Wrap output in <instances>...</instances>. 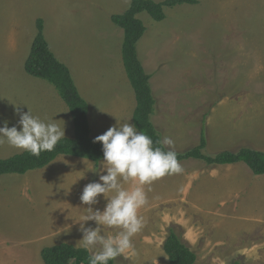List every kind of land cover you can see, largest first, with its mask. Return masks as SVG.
Listing matches in <instances>:
<instances>
[{
    "label": "rangeland",
    "instance_id": "rangeland-1",
    "mask_svg": "<svg viewBox=\"0 0 264 264\" xmlns=\"http://www.w3.org/2000/svg\"><path fill=\"white\" fill-rule=\"evenodd\" d=\"M130 2L0 0V116L31 108L56 123L59 112L70 114L54 86L24 70L42 19L51 50L70 68L89 104L92 134H104L117 120L133 124L136 97L123 61L124 30L112 21ZM165 14L162 21L139 15L146 31L137 44L151 76L157 101L152 121L162 139L172 138L175 152L199 145L205 120V154L244 147L264 151V0H197L166 7ZM83 159L63 160L81 173L69 185L60 177L47 183L40 178L39 191H33L26 174L0 176V264H45L44 247L77 246L82 233L73 218L89 207L80 195L106 174L101 163L96 169ZM180 163L182 172L146 186L149 202L141 210L146 224L116 264H169L163 245L171 227L197 253L195 264H264V175L244 162L218 168L199 159ZM243 178L237 193L252 203L234 198ZM98 199L91 207L103 210L107 201L103 195ZM88 225L96 227L94 221ZM104 231L115 235L119 229Z\"/></svg>",
    "mask_w": 264,
    "mask_h": 264
},
{
    "label": "trees",
    "instance_id": "trees-1",
    "mask_svg": "<svg viewBox=\"0 0 264 264\" xmlns=\"http://www.w3.org/2000/svg\"><path fill=\"white\" fill-rule=\"evenodd\" d=\"M197 0H131L129 8L123 14L112 16L115 25L124 31L122 46L125 70L136 97V107L133 112V124L140 132L146 133L153 141L162 140L160 131L154 125L152 116L156 110V99L150 83L151 76L146 72L137 50V44L146 31L141 13H148L154 20L166 18L165 8L182 4H196ZM38 32L33 40L30 53L25 61V71L37 78L44 79L54 85L71 113L74 134L65 136L51 152H42L38 157L27 151H21L12 156L0 158V176L4 174H25L29 170L47 166L59 155H70L87 158L99 169L103 159L102 142L94 143L97 135L92 134L89 121V104L80 94L73 79L70 68L61 62L51 50L44 35V22L38 19ZM207 144L205 120L201 129L200 144L183 152H176L178 160H203L207 165H221L244 162L256 175H264V151L250 147L239 151L225 150L214 155L203 152ZM165 150L167 148L165 147ZM164 250L169 264H195L197 253L185 242L182 235L174 227L164 241ZM41 257L45 264H88V253L71 243H59L44 247ZM109 264H116V260Z\"/></svg>",
    "mask_w": 264,
    "mask_h": 264
},
{
    "label": "clouds",
    "instance_id": "clouds-1",
    "mask_svg": "<svg viewBox=\"0 0 264 264\" xmlns=\"http://www.w3.org/2000/svg\"><path fill=\"white\" fill-rule=\"evenodd\" d=\"M16 112L22 128L9 127L5 120L4 126L0 127V143L6 142L38 157L42 152H51L65 138V129H61L54 119L42 120L31 108L22 112L17 107ZM93 142H102L101 171L106 174L84 187L80 201L89 207L79 219L73 220L79 224L82 233L77 246L88 253V264H109L133 248V237L146 224L141 214L149 202L146 186L165 175L180 173L183 168L177 153L171 149L172 138L165 136L154 142L129 121L121 123L117 120ZM101 195L107 201L104 209H93L91 206L99 203ZM89 221H94L96 227L88 225ZM105 227L119 231L110 235L104 231Z\"/></svg>",
    "mask_w": 264,
    "mask_h": 264
},
{
    "label": "crops",
    "instance_id": "crops-1",
    "mask_svg": "<svg viewBox=\"0 0 264 264\" xmlns=\"http://www.w3.org/2000/svg\"><path fill=\"white\" fill-rule=\"evenodd\" d=\"M54 53V52H53ZM27 59V58H26ZM25 64V62H24ZM25 70V69H24ZM26 72V71H25ZM28 74V73H27ZM30 75V74H28ZM34 77V76H33ZM37 78V77H36ZM41 79V78H39ZM44 80V79H42ZM46 81V80H45ZM48 82V81H46ZM49 83V82H48ZM50 84V83H49ZM52 85V84H50ZM54 86V85H52ZM55 88V86H54ZM56 89V88H55ZM57 90V89H56ZM64 101V100H63ZM66 104V103H65ZM68 107V106H67ZM214 109V108H213ZM56 110H58V108H56ZM66 110V109H65ZM63 111V110H62ZM70 112V111H69ZM66 114V113H64ZM11 117H4V116H0V122L3 123V126H4V121L7 120L9 123H8V126L9 127H12V126H17L18 130H20L22 128V126H20L18 124V121H19V115L17 114H13L10 115ZM72 119V116H71V113L68 115H62L59 114L57 115V119H60L62 122H63V125H65V136H68V134H74V124L71 123V120H70V117ZM56 119V123L57 124H60ZM73 120V119H72ZM67 125V126H66ZM3 126H0V127H3ZM62 127V125H61ZM67 130V131H66ZM231 135H227L226 137H230ZM0 150L1 152L0 153H6L4 154L5 156L4 157H7V156H10V155H13V154H16L20 151H22L21 149H17V148H14L12 146H10L9 144H7L6 142L4 143H0ZM13 153V154H12ZM61 157V158H59ZM2 158V157H1ZM79 160V164L82 163V161H84L83 158L81 157H72L70 155H59L55 160H53L50 164H48L47 166L43 167V168H39V169H34V170H30L28 172H26L25 174L28 176V179H27V186H28V189L29 190H33V191H39L38 188H37V185L38 183H40V178H43L44 179V183H47V179H53V180H57V177L59 178H62L63 181H64V185H69V184H72L74 182V179H76L73 175H80L81 173H78V172H73L70 169V167L68 168L67 165H64L66 162H64L63 160H66L67 163H70V162H73V161H77ZM70 161V162H68ZM91 162V160H89ZM93 162V161H92ZM77 163V162H76ZM94 163V162H93ZM221 165H225V164H221ZM221 165H214L215 167H220ZM226 165H235V164H226ZM95 165H93L94 167ZM63 167V168H62ZM53 169V172L54 173H51L50 174V170ZM251 170V169H250ZM12 174H16V173H12ZM37 178V179H36ZM40 180V181H39ZM42 182V181H41ZM243 183H245V180L244 178L243 179H239L237 182H236V185H235V188H234V198L235 199H245L246 201L248 202H251L252 200H250L248 197L246 198H243L241 194H238L237 191H238V185L241 187L243 185ZM3 187V186H2ZM42 188V187H41ZM2 190V189H0ZM252 203V202H251ZM246 205L247 203L245 202L243 204V208H246ZM251 208V207H250ZM263 210V209H261ZM241 215H247V214H241ZM250 215H252V210L250 212ZM263 218H264V214H263Z\"/></svg>",
    "mask_w": 264,
    "mask_h": 264
}]
</instances>
